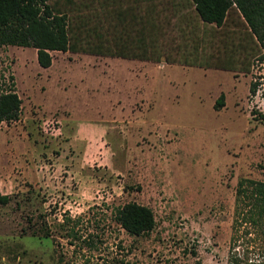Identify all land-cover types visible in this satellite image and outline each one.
<instances>
[{"label": "rangeland", "instance_id": "1", "mask_svg": "<svg viewBox=\"0 0 264 264\" xmlns=\"http://www.w3.org/2000/svg\"><path fill=\"white\" fill-rule=\"evenodd\" d=\"M52 54L44 68L35 48L0 45V77L23 100L0 123V264L264 260V230L238 200L242 178L264 182V86L251 91L264 62H144L130 77L111 57ZM130 201L154 210L149 234L116 219Z\"/></svg>", "mask_w": 264, "mask_h": 264}, {"label": "trees", "instance_id": "2", "mask_svg": "<svg viewBox=\"0 0 264 264\" xmlns=\"http://www.w3.org/2000/svg\"><path fill=\"white\" fill-rule=\"evenodd\" d=\"M0 45L35 48L45 68L52 51H70L249 72L264 62V0H0ZM2 77L0 123L17 120L23 104ZM238 200L248 207L242 219L264 230V182L242 178ZM116 219L135 236L156 226L154 210L136 201L118 207ZM229 264L248 263L232 252Z\"/></svg>", "mask_w": 264, "mask_h": 264}, {"label": "crops", "instance_id": "3", "mask_svg": "<svg viewBox=\"0 0 264 264\" xmlns=\"http://www.w3.org/2000/svg\"><path fill=\"white\" fill-rule=\"evenodd\" d=\"M53 52V51H52ZM51 52V53H52ZM62 52V51H60ZM67 52H70V51H67ZM74 53V52H72ZM77 54H87V55H90V56H97V57H111V58H114V59H117V60H121V62L125 63L127 65V67L131 70V74H130V77L132 75H134V72H135V69L133 67H130V66H134L136 67L137 64H140V63H144V62H155V63H162L163 61L167 62L166 60H163L161 62H156V61H151V60H142V59H135V58H125V57H117V56H104V55H97V54H89V53H77ZM53 55V54H52ZM38 60V59H37ZM53 61H54V56H53ZM168 63V62H167ZM170 64H177V63H170ZM52 65H53V62H52ZM51 65V66H52ZM50 66V67H51ZM144 67V66H143ZM45 68V67H44ZM49 68V67H47ZM129 77V78H130ZM112 101V100H111ZM118 103H120V101H118ZM96 125L98 126L99 131L104 133L108 130V126L107 125H104V124H97ZM102 129V130H101Z\"/></svg>", "mask_w": 264, "mask_h": 264}]
</instances>
